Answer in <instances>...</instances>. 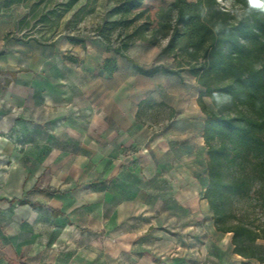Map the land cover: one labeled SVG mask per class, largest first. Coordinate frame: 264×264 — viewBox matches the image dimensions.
Instances as JSON below:
<instances>
[{
    "label": "rangeland",
    "instance_id": "obj_1",
    "mask_svg": "<svg viewBox=\"0 0 264 264\" xmlns=\"http://www.w3.org/2000/svg\"><path fill=\"white\" fill-rule=\"evenodd\" d=\"M172 1L146 3L154 23L159 10L173 13ZM117 8V0L0 1V21L11 25L6 35L24 39L27 53L39 46L45 51L40 65L26 54L19 66L24 72L36 71L27 93L43 95L42 104L29 103L18 110L7 105L0 87V235H7L13 250L35 262L236 264L241 258L232 253L230 235L215 231L207 202L201 198L207 160L202 138L204 114L196 102L200 87L186 72L179 80L165 78L160 90L165 104L148 98L139 114L148 127L149 123L165 122V184L156 188L150 205L142 201L120 205L121 197L136 194L137 177L147 179L151 137L145 129L140 145L120 148L118 136L99 135L89 127L94 116H103L95 109L107 96L110 83L101 76L100 65L80 58L85 41L96 40L105 47L102 38L117 43V28L107 36L101 33L105 23L117 18ZM62 37H73L78 45L68 49L62 42L51 47L49 41ZM135 42L126 54L141 66H152L156 57L147 45L150 43ZM164 43L160 39L156 46ZM160 64L172 68L175 61L170 57ZM5 72L0 71V79ZM204 101L211 109L209 98ZM173 106L180 109L181 116L169 122ZM121 167L132 180L124 189L112 180ZM77 174L91 182L111 179L102 204L91 205L88 214L74 206L77 211L71 219H77L81 230L76 224L67 226L64 217H55L46 207L21 204L22 199L33 197L29 192L33 186L58 188L64 193L72 188L69 197L59 200L63 208L86 202L88 192L77 185Z\"/></svg>",
    "mask_w": 264,
    "mask_h": 264
},
{
    "label": "trees",
    "instance_id": "obj_2",
    "mask_svg": "<svg viewBox=\"0 0 264 264\" xmlns=\"http://www.w3.org/2000/svg\"><path fill=\"white\" fill-rule=\"evenodd\" d=\"M144 1L117 0V18L101 31L117 28V43L100 37L140 75L186 72L195 79L207 155L201 198L215 231L230 235L238 264L264 263V0H173V13L159 10L155 23L141 8ZM160 39L159 52L175 61L172 68L144 67L126 54L133 41L158 45ZM115 69L106 58L103 72Z\"/></svg>",
    "mask_w": 264,
    "mask_h": 264
},
{
    "label": "crops",
    "instance_id": "obj_3",
    "mask_svg": "<svg viewBox=\"0 0 264 264\" xmlns=\"http://www.w3.org/2000/svg\"><path fill=\"white\" fill-rule=\"evenodd\" d=\"M148 2L149 0H145L141 8H147L146 3ZM146 11L147 13L151 12V8ZM10 29L11 25L8 24V22L0 21V71H6V74L0 79V87L7 105L11 104L18 110H24L29 103L37 105L42 104L43 95L35 91L32 92V94L27 93V86H31L32 81L36 78V71L24 72V69L19 68V66L21 62H24L26 59V54H28L29 57L32 55L31 58L34 59L33 61H37L40 65L43 56L42 53L45 51H43V47L39 46V50L34 51L33 53H27L26 41L24 39L13 40L6 35ZM49 42L53 48H57L58 43L61 44L62 42L66 44L65 47L68 49L78 45L76 42H71L69 38L65 37L59 39L55 38ZM138 42L140 41H136L135 43ZM147 45L149 49H151L153 57H156V62L153 65H161L160 63H163L164 60L170 58L169 56L160 54L159 46L151 44ZM85 48L86 50L82 52L80 57L81 60H85L84 62L91 61L100 65L101 76L104 80H107L110 83L106 91L107 96H104L103 100L98 103L97 108L95 109L96 111L101 112L103 116H101V119L98 116H94L90 121L89 127L96 130V133L99 135L107 136V134H109L108 136H110V134H114L116 137L118 136L120 139V148L127 144L140 145V135L145 129L148 130V137H151V141L147 144V149L150 150H147L148 154L146 155V158L151 161V165H149L147 171V179L143 181L141 178L137 177V180L135 181L137 189L134 190L136 194H133L129 198L121 197L120 205H127L131 201H142L145 206L150 205L149 201L154 199L153 197L154 193H156V188L165 184V165L163 163L165 159V122H158L157 124L149 123L148 127L145 126L143 121L139 118V114L144 105V101L148 98H150L153 103L165 104L164 93L160 91L161 88L165 86V78L173 77L179 80L183 76V72L180 73V77L175 75H165L162 73L147 77L135 72L131 68L129 62L116 55L113 51L107 50L103 44L96 40H91L89 42L85 41ZM95 48H97V50H95ZM130 48L131 46L126 50V53H128ZM106 58H112L116 63V69L111 75H107L102 70V64ZM72 60L76 61L75 58ZM135 78H137L138 82L133 84ZM173 111L174 114L169 119V122L181 116L178 107L173 106ZM82 175H79L80 179L77 174L76 176L78 177L75 178V181L82 191L84 190L88 192L84 195L85 199L83 201L87 200L86 202L80 204L73 203L71 205L72 207L66 206L63 208L59 203V200H62L63 197H69L73 190L72 188H70L71 190L69 189L67 193H64L58 188H42L34 186L29 189V192L34 193L33 197L26 198L25 200L29 201V204L46 207L51 213H53L52 211H57L59 214L55 217H64L67 226H73L76 224V227L81 230L82 226L78 223L77 219L75 221L74 219H71L73 214L77 211L74 206H78L77 208L81 209V211H87L86 213L88 214L91 205H100L102 204L101 202L105 201L108 184L111 182V179H99L96 182H91V179H82ZM128 176L127 171L121 167L114 174L112 180H116L118 185L122 186L121 188L124 189V186L132 184L130 182L132 180L129 179ZM142 186H144L145 189H143ZM143 190L146 193L145 195H143ZM85 220L89 222L90 218L86 217ZM83 231H85V229ZM11 246L12 243L9 241L7 235H0V264H52L47 261H27L23 255H19ZM255 262L250 261L248 264H264Z\"/></svg>",
    "mask_w": 264,
    "mask_h": 264
},
{
    "label": "snow or ice",
    "instance_id": "obj_4",
    "mask_svg": "<svg viewBox=\"0 0 264 264\" xmlns=\"http://www.w3.org/2000/svg\"><path fill=\"white\" fill-rule=\"evenodd\" d=\"M252 3L255 4L256 3V0H252Z\"/></svg>",
    "mask_w": 264,
    "mask_h": 264
}]
</instances>
